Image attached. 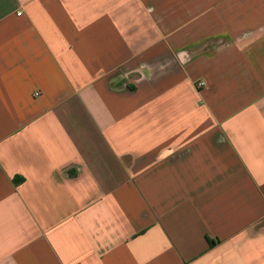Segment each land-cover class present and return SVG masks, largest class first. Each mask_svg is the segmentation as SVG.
<instances>
[{
	"label": "crops",
	"instance_id": "1",
	"mask_svg": "<svg viewBox=\"0 0 264 264\" xmlns=\"http://www.w3.org/2000/svg\"><path fill=\"white\" fill-rule=\"evenodd\" d=\"M0 264H264V0H0Z\"/></svg>",
	"mask_w": 264,
	"mask_h": 264
},
{
	"label": "built area",
	"instance_id": "2",
	"mask_svg": "<svg viewBox=\"0 0 264 264\" xmlns=\"http://www.w3.org/2000/svg\"><path fill=\"white\" fill-rule=\"evenodd\" d=\"M202 86H204V83L203 82H199L198 83V87H202Z\"/></svg>",
	"mask_w": 264,
	"mask_h": 264
}]
</instances>
